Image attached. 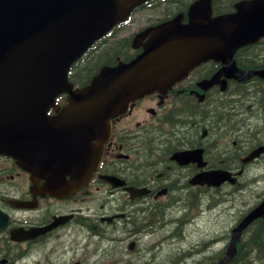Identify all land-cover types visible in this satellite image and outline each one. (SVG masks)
Listing matches in <instances>:
<instances>
[{
	"label": "flooded vegetation",
	"instance_id": "flooded-vegetation-1",
	"mask_svg": "<svg viewBox=\"0 0 264 264\" xmlns=\"http://www.w3.org/2000/svg\"><path fill=\"white\" fill-rule=\"evenodd\" d=\"M159 1L146 6H160ZM171 1L177 12L173 17L183 13L187 22L196 0ZM240 1L228 8L222 0H212V16L237 11ZM163 21L127 36L132 39L131 52L138 51L135 56L145 41L136 42L137 33ZM120 34L111 32L96 42L92 55L104 47L103 42L124 37ZM246 46L234 55L237 67L264 69V37ZM66 98L60 96L59 108L49 114H56ZM181 154L188 156L180 158ZM217 171L229 172L230 180L211 185L199 178ZM71 178L67 175V182ZM46 184V179L22 168L12 157L0 155V222L8 219L0 231V264H59L61 260V264H215L216 260L218 264L233 229L264 201V188L253 194L264 186V77L240 74L231 61L201 63L167 91L131 101L126 111L111 120L102 159L85 185H72L59 196L48 192ZM249 196L252 202L242 200ZM224 201L223 206L235 204L230 232L190 244L191 226L215 210L214 221L220 220ZM239 202L245 205L238 207ZM56 221L60 223L43 234L14 239ZM16 230L20 232L13 235ZM125 241L128 253L140 254L137 261L119 253L123 254ZM105 244L116 246L112 254L105 253ZM172 244L175 252L165 263L159 255ZM218 244L224 246L215 251L213 245ZM54 250L61 251L60 260L52 257ZM148 252L152 257L145 256ZM35 255L37 262L25 260Z\"/></svg>",
	"mask_w": 264,
	"mask_h": 264
},
{
	"label": "water",
	"instance_id": "water-1",
	"mask_svg": "<svg viewBox=\"0 0 264 264\" xmlns=\"http://www.w3.org/2000/svg\"><path fill=\"white\" fill-rule=\"evenodd\" d=\"M148 1L0 0V155L46 179L48 192L62 196L71 184L85 185L101 161L111 120L131 101L167 91L201 63L231 61L240 74L264 77V69L240 70L234 58L238 49L264 37V0H242L237 11L216 17L212 0H196L187 22L180 13L148 26L135 37L145 40L137 56L102 66L77 87L69 78L72 66ZM63 94L66 104L49 114ZM214 173L202 183L231 178L226 171ZM263 216L264 201L233 229L218 264L233 259L243 231ZM59 223L14 239L43 234ZM7 224L1 221L0 231Z\"/></svg>",
	"mask_w": 264,
	"mask_h": 264
},
{
	"label": "trees",
	"instance_id": "trees-1",
	"mask_svg": "<svg viewBox=\"0 0 264 264\" xmlns=\"http://www.w3.org/2000/svg\"><path fill=\"white\" fill-rule=\"evenodd\" d=\"M153 1L155 0L148 1L146 4H149ZM180 1H185L187 3L188 0ZM193 1L194 0H190L188 2ZM235 1L239 0H222L224 5H228V8L230 5H232V2ZM159 3H166L167 15L155 23L172 18L177 13L176 8L172 5L171 0H160ZM146 4L141 6V9L152 7V5L146 6ZM175 6L177 7V4ZM126 24L127 23L117 25L112 31V34H119ZM109 36L111 35L108 34L102 40H105ZM131 40L132 39L130 37H122L113 41L103 42L105 43L103 44L104 47L93 55L92 52L94 51L95 47L90 48L83 58L72 67L70 79L76 85L84 86L91 81V79L99 72L102 66L115 65L120 60H131V58H133L138 53V51L131 52ZM248 47L249 46H246L243 49H247ZM248 227L246 230V237L238 245L236 255L227 264H252L254 261L264 262V218H257ZM215 264H217V260L215 261Z\"/></svg>",
	"mask_w": 264,
	"mask_h": 264
},
{
	"label": "rangeland",
	"instance_id": "rangeland-1",
	"mask_svg": "<svg viewBox=\"0 0 264 264\" xmlns=\"http://www.w3.org/2000/svg\"><path fill=\"white\" fill-rule=\"evenodd\" d=\"M167 15L166 13V3L165 4H161L160 6H154V7H150V8H145V9H141L139 11H137L133 17L130 19L129 23L124 27V29L121 31L120 35H130L133 32H137L139 30H141L142 28H144L145 26L149 25L150 23L156 22L158 21V19L163 18ZM264 186L255 188L253 190V194H257L260 193L263 190ZM247 198L243 197L242 200H246L247 202H252V197L249 196V200H247ZM227 203L226 201H224L222 203L221 208L224 210V212H227V215H222V218L220 220H215V217L218 215L217 211L215 210L213 213H208L207 214V218L204 219L201 223H197L193 226H191L190 229V235H189V239L187 240L188 242L194 243L196 240L199 239H203V240H208L209 237L213 236L216 237L217 234L221 237V235H227L230 230L228 229V225L232 220V217L230 214L232 210L235 209V204L229 202L228 205L223 206V204ZM240 203V202H239ZM245 204L244 203H240L238 205V207H243ZM234 208H233V207ZM22 234H19V238H22ZM119 236V235H118ZM122 237V236H120ZM153 238V237H151ZM186 241V240H185ZM126 244H128V241H125L122 244V251L123 254L121 253V251L119 250V253L125 257L126 259H133V260H138V257L140 256V254L138 252L135 253H128L125 249ZM190 244H185V248H187V246H191ZM105 246L108 247V251H106L105 253L107 254H112V248L116 247L113 246V244H105ZM128 246V245H127ZM224 246V244H218V245H213L214 250H221V248ZM143 247H145V245H143ZM175 246L173 247L172 245L166 246L165 251L160 254L159 256H161V260L164 258H166L165 263L167 262L169 256H172V253L174 254L175 252ZM173 251V252H172ZM60 255H61V251L54 250V254L52 255V257L56 260H60ZM70 255H68L69 257ZM101 256H105L104 254H102ZM145 256H148V258L152 257L151 253H145ZM157 256V257H159ZM38 255L33 256H28L25 260L28 261L29 263H35L37 262L35 258H38ZM24 260V261H25ZM62 261V260H61ZM61 261L59 262V264H61ZM135 263V262H133ZM137 264H141L140 261H137ZM252 264H264V262L261 261H254Z\"/></svg>",
	"mask_w": 264,
	"mask_h": 264
},
{
	"label": "bare ground",
	"instance_id": "bare-ground-1",
	"mask_svg": "<svg viewBox=\"0 0 264 264\" xmlns=\"http://www.w3.org/2000/svg\"><path fill=\"white\" fill-rule=\"evenodd\" d=\"M51 122H55V121H51ZM185 156H188V155H185V154H181L180 155V158H182V157H185ZM72 157V156H71ZM74 158V157H73ZM75 159V158H74ZM216 175V173H210V174H206V175H203V176H201V177H199V178H201L202 180H205V178H210V177H214ZM71 185H73V184H71ZM20 232V230H16V231H14L13 232V235L14 234H18Z\"/></svg>",
	"mask_w": 264,
	"mask_h": 264
}]
</instances>
